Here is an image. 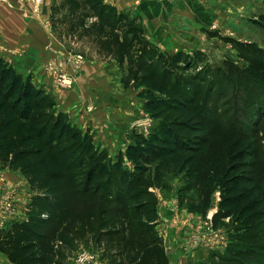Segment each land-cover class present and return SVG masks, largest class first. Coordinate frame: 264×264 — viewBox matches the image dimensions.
Wrapping results in <instances>:
<instances>
[{
    "label": "trees",
    "instance_id": "obj_1",
    "mask_svg": "<svg viewBox=\"0 0 264 264\" xmlns=\"http://www.w3.org/2000/svg\"><path fill=\"white\" fill-rule=\"evenodd\" d=\"M50 24L60 42L82 47L91 57L116 61L127 71L125 83L135 81L144 85L148 94L159 100L157 109L152 105L147 109L150 114H160L163 118L152 137L161 134L173 140L165 141L170 152H162L157 141L135 136L138 142L129 145L126 154L120 152L114 161L107 148H98L89 130L66 123L62 127L52 124L48 129L50 136L43 141L48 147L46 153L43 146L33 147L27 139L21 149L9 147L18 117L33 124L43 100L40 101L41 91L31 77L18 72L0 54V91L1 94L8 92L6 102L18 113L11 121L0 123V164L9 162L8 168L20 170L32 193L26 217L0 227V248L16 264H67L69 254H74L80 243L91 241L108 264H171L169 251L157 229L158 198L150 187L168 192L173 190V180L179 176L184 179L179 188L182 201L199 198V194L210 199L220 189L223 198L214 217L219 225L223 217L231 215L227 202L242 199L230 189L232 186L222 190L221 184L223 180L231 183L224 177L235 164L227 165V161L238 156L251 159L250 163H241L251 172L243 184L253 192L254 187L260 191L257 200L261 207L245 218L247 224L243 225L238 243L232 242L223 253L212 252L207 261L199 264H264V167L261 164L264 161V105L257 113L251 112V123H245L240 117L234 119L249 107L246 98V103L243 99L245 72L237 66L229 73L202 67L203 54L199 50L193 53L162 51L146 37L138 18L119 12L104 0H52ZM231 41L240 58L264 66V46L257 42ZM259 80L264 81V73ZM261 83L252 82L253 86ZM15 94L17 98L10 102ZM189 94L195 96L188 97ZM254 97L264 99L262 93ZM186 98L192 102L189 107ZM258 103L252 101L254 106ZM187 109L197 113L203 125L192 129L186 120ZM59 119L60 116L56 122ZM239 121L243 124L237 126ZM230 124L243 131L250 126L243 135L254 151L231 154L243 136L228 145L226 136L225 142L219 134L212 133L213 128L220 126L225 133ZM184 129H197L200 135H208L198 136L200 142L190 144L181 133ZM34 132L40 138V130ZM213 142L222 148L223 155L221 152V156L213 155L205 160ZM124 155L135 162L133 168L125 165ZM180 159L179 169L166 173V165L178 166ZM154 164L156 168L152 171L150 167Z\"/></svg>",
    "mask_w": 264,
    "mask_h": 264
},
{
    "label": "rangeland",
    "instance_id": "obj_2",
    "mask_svg": "<svg viewBox=\"0 0 264 264\" xmlns=\"http://www.w3.org/2000/svg\"><path fill=\"white\" fill-rule=\"evenodd\" d=\"M43 1L44 4L39 7V17L40 19L42 18L44 23H48L47 21L49 20L51 21V17L48 18L47 15H45V12H47V7H49L48 0H43ZM7 2L9 5H11L9 1ZM18 4L19 7L23 9V11L26 10L28 12L29 16L32 14L36 16V12H35L36 4L34 0H18ZM9 5L7 6L9 7ZM12 5L14 4L12 3ZM10 20L13 21L14 25H18L19 28L24 26L20 16L19 19L12 18ZM48 27L50 28V25ZM211 36H212L211 37L212 44H210L207 48H204L205 50L196 49L189 53H193L197 50L201 51L203 54V60L201 62V66L208 67L209 69H211V71L217 72L222 70L225 71V73H229L230 71H232L233 67L237 66L239 71L245 72L244 73L245 75L244 74L243 75L247 78V80L243 81V84L245 86V93L243 99L245 103L247 101L249 107L246 109V111H243L238 116H234V119L236 117H240L241 120L243 119V121H245V123H249L251 118V112L255 111L257 113L258 108H261L264 105L263 98L261 99L260 97H254L256 93H262L264 95V81L261 83L259 80L260 74L264 73V66L261 63L247 61L240 58L238 51L235 47V44L231 40L235 39V37H238L242 39L255 40L261 42V44H264V30L259 28V31L248 30L247 32H239L236 35H232V34L223 35L221 33H217ZM35 41L39 44V47L37 48H43V53H46L47 55L51 56L44 63L42 62L40 64V67L37 68L38 69L37 71H34L33 73L29 74L34 85L40 89L41 91L40 101L43 100V102L40 106V110L36 111L35 115H38V117L35 119L36 121H33V124L30 122L19 120L18 117L17 121L15 122L16 126L14 127V131L10 134L11 138L9 140V145H8L9 147H15L17 149H21L25 146L26 143L25 139H27L32 141L31 146L33 147L43 146L44 153H46V151H48L47 150L48 147L43 145V141H45V139L50 136V131L48 129L52 127L51 126L52 124H59L62 127L67 124L73 125L72 123H74L84 131L89 130L90 133H92L91 129H87V128L84 129L77 122L74 121L75 115L74 114L72 115V113L67 110L70 109V105H69L70 100L72 99L73 101V98H75V100L77 98V101L78 102L80 101V104L82 103L84 104L85 102H88L87 105H89V107L91 108L93 105H97L98 103L104 106L105 103H108L112 99H115L120 101V105H118V107H123L124 109L132 108L131 110H129L132 111V113L129 115H134V117L132 118L135 119V121L132 123V127L130 129L122 126L111 129L108 128V126L102 125L105 132H108V136L110 137L113 143H114L113 135H115L116 133L122 134L123 133L122 131H126L127 133L126 136L128 138V142L127 144L124 143L126 146L124 145L123 148L120 149L118 148L119 145H117L116 143L115 144L116 151L113 154H111V152L109 151V157L112 160L117 161L118 154L120 152L126 154L128 146L135 145L138 142L137 137L135 138V136L138 135H141L146 139H149L150 137L151 141L152 140L157 141L158 147L162 148L158 150L162 152H170V148H167V144L165 143V141H169L172 138L171 136H166V135L163 136L161 134H158L159 136H156V138L152 137V135L155 133L154 132L155 129H157V127H159L161 123H163L162 122L163 118L160 117V114H152V113L150 114L149 110L147 109V106L152 105L154 109H157V107L159 106L158 105L159 100L155 101V98H152V96L148 94L146 87L144 85H140L135 81L125 83L127 71L124 67L119 66L117 62L114 60H106L102 58L100 59L95 56L91 57V55L87 54V52L82 47H76L75 45L72 46L67 43L58 42L56 44V48H54V46L50 48H46L47 39L45 35H43V40H42L40 34L38 35V33H36ZM41 43H43V46L41 45ZM179 50L185 51L184 49H177L175 50V53ZM38 51L42 52L41 49L37 50V53ZM47 51L49 52L52 51L51 54L53 56ZM49 62H53L56 64L58 68H61L62 72L64 73L63 75H65L64 77L66 78H60L59 75H57L54 71L48 70ZM252 82L261 83V84L259 86L258 85L253 86ZM257 86L260 88H258ZM7 94L8 92L3 91L0 97V103H1L0 105H2V108L0 109V123L5 121H11L12 118H16L15 116L17 112L15 113L11 109V107L8 106L6 102L9 101ZM17 95H19V93ZM17 95L15 94V96H12L10 102H12V99L17 98ZM191 96L192 94H189L188 97ZM79 97L82 98L78 99ZM159 97H161V94L159 95ZM255 100H257L259 103L258 105L255 104L254 106L252 105V101L254 102ZM186 101H188V104L186 106L189 107L190 105H192V102H189L188 98H186ZM252 106H254L253 109L255 108V110L252 109ZM187 110L188 111L186 112L188 114V117L186 120L189 126L192 127V129L197 128L198 124L203 125V123H201L202 118L199 115H197V113H193L189 109ZM92 111H90V113ZM58 116H60V119L59 121L56 122V118ZM120 116L121 117L119 118V121H121V118H123L122 115ZM210 121H212V119H209V122ZM240 121L237 123V126L243 124ZM233 122L235 123V121ZM46 124H50V125H46ZM235 125L230 124V126L227 127V130H225L226 134L222 132L223 129L221 126L218 129L213 128L212 133L219 134L220 137H222L225 140V142L226 139L224 138V136H226L228 145L235 140L240 141V138L243 136L242 140L240 141V144L238 143V145L236 147H233V149L230 151L231 154L232 153L235 154L238 152L239 154H242V153H248L250 151H254V149L250 148L248 140H246L247 136L243 135L244 132H248L250 130V126H248L249 128H245L243 131L242 128L237 127ZM44 127L45 129L43 131ZM34 130H40L39 132L40 138H38L35 135ZM181 133L184 135L185 139L187 138L190 144H195V145L201 140V138H198V136H202L199 134L201 132H198L197 129L196 130L184 129L182 130ZM15 134L18 135V139L15 138L16 137ZM92 134L94 135L95 138V133ZM233 134H235V137H233ZM207 135L208 134H203L204 137ZM157 138L159 139L156 140ZM97 146L98 148L99 147L102 148L98 144ZM110 147L114 149L113 144H111ZM221 152H222V148L220 146H217L213 142L211 145H209V148L207 149V153L205 154L204 159L206 160L211 156L213 158V155L221 156ZM216 159H218V157ZM181 161L182 159L178 161L179 162L178 166H173L171 163L170 165H166L167 167L166 173H174L175 170H178L182 163ZM250 162H251L250 158L238 157V156H236L235 158H231V160H228L227 165L231 163H233V165L235 164V167L231 169V171L229 170V174L228 175L225 174L224 177L227 178L226 180L227 181L229 180V182L231 183L224 182V180L221 182L222 190L224 188H230L232 186L230 189H232L233 192L235 191V193H238L239 195L242 196V199L239 202L238 201L236 202L232 199L229 202H227L229 203L227 206V211L229 210L231 215L226 216L225 218L223 217L221 219V223L217 225V227L222 229L226 235V239H224V243L222 244L227 247L230 246L232 242L235 244L238 243L237 241L239 240L238 239L239 234L242 233V231H244L243 225L247 224V222L244 223L245 218L248 215H252V213H254L253 211L261 207V205L258 204L259 202L257 200L258 195H260V191L256 187H254V192H253V190L249 189V186L247 187L244 186L243 184L244 182L243 180L246 177H250L251 172H249L246 166L243 167L241 163H250ZM124 163L129 168H133L135 165V162L129 160L126 155H124ZM156 164L159 165V162H157ZM156 164L150 167L152 171L156 168ZM261 164H263L262 167H264V161ZM8 165L9 162L0 164V166L3 168H8ZM262 169L264 171V168ZM19 173L23 174L20 170ZM231 178H235V179L230 180ZM183 182L184 179H182L181 177L179 176L175 177L172 184L173 190H170L168 192H165L164 190H162L161 188H157L156 186H151L154 188V191L152 190L151 191L155 193V195L158 198V202H157L158 215L161 212L160 209L161 205H159L160 204L159 199L161 202V198H162V200L165 201L167 204L169 202L173 203V205L172 204L170 205V207H172L173 209V211L171 210L172 217H170L171 219L169 218L170 221H172V219L175 220V209L180 208L181 212L183 210H187L190 216L191 214L194 216L198 214L202 215L203 218L199 223V225H201L200 226L201 228L206 221L211 220L210 218H211L212 208L213 210H215L217 208L218 201L222 200L221 198H223L221 196L222 191L220 189H216L213 192V194L210 196V199L203 198L200 194H199V198L196 197L195 199H193L189 197L190 199L186 198L184 201H182L181 199L182 197H181L180 198L181 203L178 204V201H180L178 199V187L180 188ZM19 185L23 186V184H21L20 181H19ZM234 188H236V190ZM30 194L32 195L31 189H30ZM230 195H234V194H230ZM170 197H175V199L169 201L168 199H170ZM176 197L178 200H176ZM29 202L27 204L26 203L24 204V207H26L25 213L28 208ZM254 203L255 205H253ZM242 211L245 212L242 213ZM21 217L25 218L26 214L23 215L19 214V219H21ZM159 221L160 220H157L158 224ZM248 222H252V220ZM5 224H7V222L1 223L0 227L4 226ZM212 226L213 224L210 223L211 228ZM241 245L242 244L238 245V248ZM165 246L167 248V245ZM215 249H219V248H215ZM186 263L195 264L193 262H186ZM0 264H16L13 262L10 255L6 253L3 248H0ZM67 264H108V261L102 259V255L99 249L96 248L91 241L90 242L85 241L79 244V249L75 251L74 254L72 253L69 254V257L67 259Z\"/></svg>",
    "mask_w": 264,
    "mask_h": 264
},
{
    "label": "crops",
    "instance_id": "obj_3",
    "mask_svg": "<svg viewBox=\"0 0 264 264\" xmlns=\"http://www.w3.org/2000/svg\"><path fill=\"white\" fill-rule=\"evenodd\" d=\"M104 1L116 6L119 12H125L130 17L138 18L143 24L146 37L161 50L169 53H174L177 49H184L187 52L196 49L205 50L204 48L212 44L211 35L217 33L236 35L239 32H247L248 30L259 31V28L264 30V24L261 23L264 22V0ZM48 5L45 15L50 18L52 0H48ZM19 16L24 25L21 28L18 25H14L13 21L10 20L12 18L19 19ZM47 22L44 23L39 16L35 17L33 14L29 16L26 10L23 11L19 7L18 0H0V54L18 72L29 75L37 71L40 64L51 57L43 53V48H37L39 44L35 41L36 33L40 34L42 40L43 35L46 36V48L53 46L56 48V44L60 42L48 27L51 21ZM235 39L257 42L261 46L264 45L251 39L238 37H235ZM41 45L43 46V43ZM39 49L42 52L38 51L37 53ZM47 52L51 54L52 51ZM80 98L82 97L78 99ZM87 104L88 102L80 104L77 98L76 100L73 98V101L71 99L69 103L70 109L67 110L72 115H75L74 121L82 128L91 129V132L95 133L96 144L102 148H107L111 154L116 151V143L119 145L118 148L122 149L128 142L126 131H122V134L116 133L113 135V143L102 125L111 129L121 126L130 129L135 121L132 118L134 115H129L132 113V111H129L132 108L124 109L123 107H118L120 101L115 99L105 103L104 106L98 103L90 108ZM90 111L92 112L90 113ZM120 115L123 117L121 121H119ZM110 142L114 145V149L110 147ZM0 176L4 178L3 191L0 193V205L3 196L7 192L13 193L16 201L13 212L8 213L0 210L1 224L13 219H19V214H25L26 207H24V204L30 201L31 194L29 184L25 176L19 173V170L0 166ZM19 181L23 186L19 185ZM150 190L154 191V188L151 187ZM172 199H175V197H170L168 200L171 201ZM178 199L180 200L178 204H180L179 187ZM178 199L176 197V200ZM220 201H218L215 210L212 208L211 220L206 222L212 223L213 226L206 231L204 230L206 222L201 228V225H199L203 218L202 215L194 216L191 214L193 216L191 217L187 210L181 212L180 208L175 209V220L172 219L170 221L173 211L170 205H173V203L169 202L167 204L162 198L161 202L159 199L161 212L157 229L163 237L168 251H170L171 264H184L186 262L198 264L207 261L212 252L223 253L226 251L227 246H224L223 242L217 238L225 233L217 227L215 219H213L219 211Z\"/></svg>",
    "mask_w": 264,
    "mask_h": 264
},
{
    "label": "built area",
    "instance_id": "obj_4",
    "mask_svg": "<svg viewBox=\"0 0 264 264\" xmlns=\"http://www.w3.org/2000/svg\"><path fill=\"white\" fill-rule=\"evenodd\" d=\"M34 2L36 4V11H35L36 16L38 17L39 16V7L44 4V1L43 0H34ZM49 25H50V23H49ZM48 68H49L48 70L54 71L57 75H59L60 78H66V77H64L65 75H63L64 73L62 72V69L58 68L55 63L49 62ZM3 182H4V178L0 176V193L3 191ZM15 202L16 201L14 198V194L11 192H7L1 200L0 210H2L3 212H8V213L13 212L15 210ZM209 229H211L210 223L206 222L204 230L208 231ZM218 239L224 243V239H226V235L225 234L219 235ZM184 264H192V263H184Z\"/></svg>",
    "mask_w": 264,
    "mask_h": 264
}]
</instances>
